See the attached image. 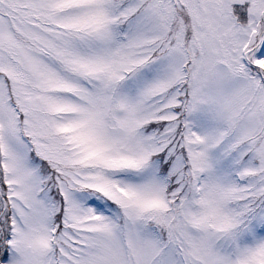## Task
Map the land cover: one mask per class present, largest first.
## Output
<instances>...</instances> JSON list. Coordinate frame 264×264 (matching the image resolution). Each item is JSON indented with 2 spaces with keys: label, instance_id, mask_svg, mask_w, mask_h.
<instances>
[{
  "label": "snow or ice",
  "instance_id": "6c2138e0",
  "mask_svg": "<svg viewBox=\"0 0 264 264\" xmlns=\"http://www.w3.org/2000/svg\"><path fill=\"white\" fill-rule=\"evenodd\" d=\"M0 264H264V0H0Z\"/></svg>",
  "mask_w": 264,
  "mask_h": 264
}]
</instances>
